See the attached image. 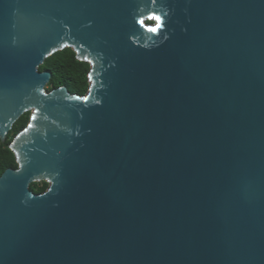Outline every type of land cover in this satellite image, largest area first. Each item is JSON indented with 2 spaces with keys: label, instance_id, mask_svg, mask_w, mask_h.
Wrapping results in <instances>:
<instances>
[{
  "label": "water",
  "instance_id": "1",
  "mask_svg": "<svg viewBox=\"0 0 264 264\" xmlns=\"http://www.w3.org/2000/svg\"><path fill=\"white\" fill-rule=\"evenodd\" d=\"M25 112L0 264H264V0H0V142Z\"/></svg>",
  "mask_w": 264,
  "mask_h": 264
},
{
  "label": "trees",
  "instance_id": "2",
  "mask_svg": "<svg viewBox=\"0 0 264 264\" xmlns=\"http://www.w3.org/2000/svg\"><path fill=\"white\" fill-rule=\"evenodd\" d=\"M146 23L149 24L151 21H146ZM38 71H49L51 74L45 86L46 91L63 86L71 94L83 96L88 90L89 64L78 61L70 48H65L48 56L38 67ZM29 114V112L22 114L13 123L5 141L0 142V175L5 169L17 167L15 157L8 146L13 137L26 126ZM47 187L46 182H34L29 185V189L35 194L44 192Z\"/></svg>",
  "mask_w": 264,
  "mask_h": 264
}]
</instances>
